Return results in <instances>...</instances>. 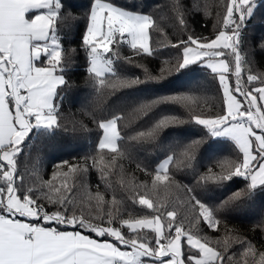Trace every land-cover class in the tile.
<instances>
[{
	"label": "snow or ice",
	"instance_id": "obj_1",
	"mask_svg": "<svg viewBox=\"0 0 264 264\" xmlns=\"http://www.w3.org/2000/svg\"><path fill=\"white\" fill-rule=\"evenodd\" d=\"M264 3V0H261ZM70 0H0V264H264V251L237 229H229L223 215L258 192L264 194V73L253 74L244 49L245 30L255 15L257 0H226L211 36L188 34L168 39L163 17L145 14L121 0H90L81 46L85 72L97 101L121 89H134L168 76L177 79L201 67L217 80L221 96L219 110L196 111L197 85L177 95L133 101L132 113L141 118L135 128L125 122L123 112L105 113L97 103L93 120L102 133L98 149L111 157L95 158L85 166L63 161L51 179L34 177L27 182L25 147L33 133L51 138L62 129V93L70 86L63 47L62 26L78 19L69 10ZM176 25L188 29V6L184 0L167 5ZM193 10L199 4L193 2ZM126 45L131 56H122ZM163 47L176 49L175 63L163 61L160 74L144 68V78L121 72L137 56H155ZM264 50V41L260 44ZM73 54L75 50H72ZM179 104L187 119L163 115L143 124L162 104ZM192 124L215 142L232 145L235 159H218L205 172L194 175V183H183L177 175L195 173L203 139L182 145L179 157L173 152L153 171L137 163L151 177L137 182L120 180L122 196L107 199L77 180L90 168L107 182L132 153L121 147L159 144L172 126ZM24 158L23 160L21 158ZM67 169V171H64ZM242 180L244 186L218 205L207 202L201 192L210 184L223 186ZM110 188V184H105ZM83 189L77 196V188ZM143 189V191H141ZM127 193H131L128 195ZM149 211L133 215L128 205ZM127 217V218H125ZM223 235L210 238L205 229ZM234 246L242 249L233 251ZM259 256V261L256 257Z\"/></svg>",
	"mask_w": 264,
	"mask_h": 264
},
{
	"label": "trees",
	"instance_id": "obj_2",
	"mask_svg": "<svg viewBox=\"0 0 264 264\" xmlns=\"http://www.w3.org/2000/svg\"><path fill=\"white\" fill-rule=\"evenodd\" d=\"M193 2L199 4L198 9L191 8ZM225 2L226 0H184L189 8L187 12L188 29L185 32L176 25L175 18L167 7L169 0H121V3L127 4L130 8L135 6L138 11L142 10L146 14L152 13L154 17L166 19L168 39L162 40L161 45L167 44L169 40L171 42L182 40L188 34L211 36L216 30L214 26H217L219 14L223 12ZM70 3L73 6L69 10L72 16L78 19V22H75L74 27H69L73 24L71 20L62 26L67 66L73 69L67 73L70 86L62 93L64 99L61 108V123L63 127L51 138L43 135L38 137L34 131L32 139L28 140L25 147V156L28 157L25 161L27 164L25 176L28 183H31L34 177L42 176L45 180L51 179L55 166L63 161H68L70 165L79 164L83 167L85 160L88 165H91L95 158L99 166L101 156L104 157L105 162L110 159L111 153L108 150L101 152L98 149V140L102 133L93 120V114L97 117L100 115L99 112L94 113L98 102L104 105L105 113L111 110L123 112L126 118L125 122H130L132 128L141 122V118L132 113L133 101L177 95L187 91L190 85L199 87V91L193 93L198 97V103L195 105L196 111H207L209 108L218 111L221 104L217 80L209 71L201 67L180 76L179 79L175 75L165 74L166 79L158 83L153 81L138 88L121 89L113 95H106L97 101L95 93L88 83L89 77L85 72V53L81 46L82 34L87 23L85 14L89 11L90 0H70ZM244 41V49L248 52L252 62L250 66L253 74L264 73V50H261L260 47L261 41H264V3H261V0H257L255 15L248 21ZM72 50H75L74 54ZM120 51L122 56L132 55L131 49L126 45L121 46ZM178 55L176 49L163 47L155 56H137L132 65L122 64L121 72L130 77L139 76L143 79V69L147 68L153 76H157L160 74L161 67L164 66L162 62L167 60L174 64ZM163 115H178L182 119L188 118L186 109L181 105L169 103L159 105L154 109L153 115L144 119L143 124L154 122ZM192 139H203L204 143L200 145L195 173L188 169L186 173L177 175V179L183 183H194V175L205 172L218 159L225 157L235 159L232 145L223 143L222 138L220 142H215L207 138L200 128L192 124L172 126L161 135L159 144H145L139 147L122 144V148L132 153V158L120 161L123 172L120 171V167H117L109 175L107 182L100 180V173L95 168H90L85 175L77 180V184H85L93 193L97 191L98 186L99 191L109 200L114 193L118 198H121L122 189L119 183L121 178L127 181L135 176L138 183L147 181L149 185L151 184V177L139 171L136 168L137 163H141L147 166L149 171H153L164 156L175 152L179 157L182 151L181 146L190 143ZM106 183L111 187L106 188ZM243 186L242 180L223 186L210 184L201 192V195L208 203L218 205L232 192ZM82 191L83 189L78 187L77 196ZM128 207L133 215L149 214L148 210L138 206L133 207L129 204ZM223 221L227 228L237 229L239 233L243 234V237L251 241L258 251H264V194L258 192L251 199L241 201L239 205L223 215ZM205 232L210 238H215L223 235V226L219 233H213L207 229ZM233 251L239 253L242 249L234 246ZM255 259L258 262L259 256Z\"/></svg>",
	"mask_w": 264,
	"mask_h": 264
},
{
	"label": "rangeland",
	"instance_id": "obj_3",
	"mask_svg": "<svg viewBox=\"0 0 264 264\" xmlns=\"http://www.w3.org/2000/svg\"><path fill=\"white\" fill-rule=\"evenodd\" d=\"M146 14V13H145Z\"/></svg>",
	"mask_w": 264,
	"mask_h": 264
}]
</instances>
